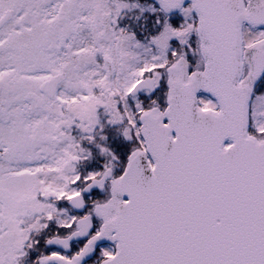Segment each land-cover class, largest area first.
<instances>
[{
	"label": "snow or ice",
	"instance_id": "6c2138e0",
	"mask_svg": "<svg viewBox=\"0 0 264 264\" xmlns=\"http://www.w3.org/2000/svg\"><path fill=\"white\" fill-rule=\"evenodd\" d=\"M0 264H264V0H0Z\"/></svg>",
	"mask_w": 264,
	"mask_h": 264
}]
</instances>
